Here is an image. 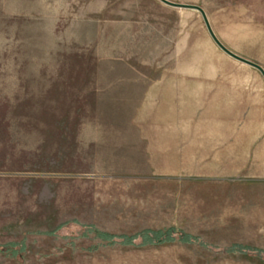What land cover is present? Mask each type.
<instances>
[{
	"label": "rangeland",
	"instance_id": "1",
	"mask_svg": "<svg viewBox=\"0 0 264 264\" xmlns=\"http://www.w3.org/2000/svg\"><path fill=\"white\" fill-rule=\"evenodd\" d=\"M167 1L184 7L0 0V245H26L0 264H264L180 242L110 245L76 225L46 234L73 221L119 236L174 227L264 250V0ZM107 43L159 85L142 112L153 154L124 157L121 172L64 149L42 171L43 118L99 113L72 93L97 78Z\"/></svg>",
	"mask_w": 264,
	"mask_h": 264
},
{
	"label": "crops",
	"instance_id": "2",
	"mask_svg": "<svg viewBox=\"0 0 264 264\" xmlns=\"http://www.w3.org/2000/svg\"><path fill=\"white\" fill-rule=\"evenodd\" d=\"M94 48L92 71L97 72V78L89 82L87 89L74 91L72 98L75 102H87L89 108L94 107L99 113L43 118L42 171H54L48 167L49 154L64 155L62 150L71 149L70 154L76 156L111 157L105 160L109 166L106 170L124 172V157L152 155L150 150L157 146V129L147 125L150 120L142 112L146 103L154 100L159 85L146 83L148 79L133 62L131 50L124 49V54L118 56L107 43L98 55Z\"/></svg>",
	"mask_w": 264,
	"mask_h": 264
},
{
	"label": "trees",
	"instance_id": "3",
	"mask_svg": "<svg viewBox=\"0 0 264 264\" xmlns=\"http://www.w3.org/2000/svg\"><path fill=\"white\" fill-rule=\"evenodd\" d=\"M71 225H76L79 228V237L86 238L91 234H95L97 238L107 241L110 245L120 244L123 246L146 247L161 245L165 243L180 242L183 244L202 247L203 249L212 251L214 253L226 255L241 254L248 257L260 258L264 260V250L239 244H235L229 247H219L207 242L200 237L187 234L184 231L174 227L158 231L148 229L134 236H119L102 232L93 225H83L76 221H73L64 223L57 229L47 232L46 234L50 236L57 235L61 229ZM0 252L7 258L16 260L19 258L22 259L26 256L25 241L23 240L21 242H13L5 245H0Z\"/></svg>",
	"mask_w": 264,
	"mask_h": 264
},
{
	"label": "water",
	"instance_id": "4",
	"mask_svg": "<svg viewBox=\"0 0 264 264\" xmlns=\"http://www.w3.org/2000/svg\"><path fill=\"white\" fill-rule=\"evenodd\" d=\"M161 2H163L164 4L168 5V6H172V7H184V6H181V5H177V4H174V3H171L167 0H160ZM190 8H193V9H197L199 11H201V9L197 8V7H190Z\"/></svg>",
	"mask_w": 264,
	"mask_h": 264
}]
</instances>
